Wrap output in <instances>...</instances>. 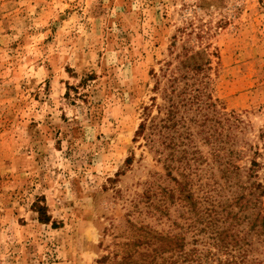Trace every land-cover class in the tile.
<instances>
[{"label":"rangeland","instance_id":"374dc122","mask_svg":"<svg viewBox=\"0 0 264 264\" xmlns=\"http://www.w3.org/2000/svg\"><path fill=\"white\" fill-rule=\"evenodd\" d=\"M201 49L263 176L264 0H0V264H134L150 229L201 246L139 134L164 68Z\"/></svg>","mask_w":264,"mask_h":264},{"label":"trees","instance_id":"16d2710c","mask_svg":"<svg viewBox=\"0 0 264 264\" xmlns=\"http://www.w3.org/2000/svg\"><path fill=\"white\" fill-rule=\"evenodd\" d=\"M202 54V49L191 51L175 70L164 68L156 83L163 102L156 106V119L139 131L167 174L178 176L176 186L163 193L192 212L185 227L201 246L186 249L182 232L150 229L154 246L134 264H264L261 153L253 151L258 157L247 166L238 163L240 120L217 108L207 91L202 71L208 58ZM126 254L122 262L128 264L132 253Z\"/></svg>","mask_w":264,"mask_h":264}]
</instances>
